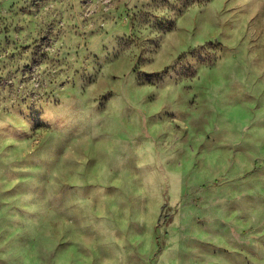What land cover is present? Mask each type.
<instances>
[{"label":"rangeland","instance_id":"rangeland-1","mask_svg":"<svg viewBox=\"0 0 264 264\" xmlns=\"http://www.w3.org/2000/svg\"><path fill=\"white\" fill-rule=\"evenodd\" d=\"M0 264H264V0H0Z\"/></svg>","mask_w":264,"mask_h":264}]
</instances>
